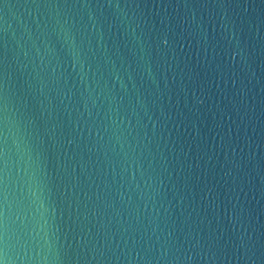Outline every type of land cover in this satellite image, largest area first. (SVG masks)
Returning <instances> with one entry per match:
<instances>
[{
    "label": "water",
    "instance_id": "obj_1",
    "mask_svg": "<svg viewBox=\"0 0 264 264\" xmlns=\"http://www.w3.org/2000/svg\"><path fill=\"white\" fill-rule=\"evenodd\" d=\"M0 264H264V0H0Z\"/></svg>",
    "mask_w": 264,
    "mask_h": 264
}]
</instances>
